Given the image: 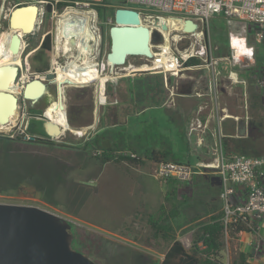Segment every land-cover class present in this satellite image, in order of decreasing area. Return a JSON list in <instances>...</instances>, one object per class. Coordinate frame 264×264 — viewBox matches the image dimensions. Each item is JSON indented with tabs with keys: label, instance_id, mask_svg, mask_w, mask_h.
Here are the masks:
<instances>
[{
	"label": "rangeland",
	"instance_id": "1",
	"mask_svg": "<svg viewBox=\"0 0 264 264\" xmlns=\"http://www.w3.org/2000/svg\"><path fill=\"white\" fill-rule=\"evenodd\" d=\"M17 1L0 0V40L5 38L9 43L11 41L10 27L5 15L19 4ZM63 1L66 5L61 9L53 7L55 10L51 13H58L54 18L52 14L48 15L46 3L43 1L41 4L36 28L23 36L22 62L15 64L19 67L15 82L21 85L24 75L28 74L27 76L32 77L40 73L34 70L33 64L43 61L42 55L38 53L45 36L51 33L53 35L52 49L45 56L49 62V69L46 72H49L53 67L54 55H58L55 49L56 22L67 9L88 10L95 12L97 25L100 28V32L97 33L99 40L96 41L92 57L96 55L93 59L100 63V72L110 75V80L105 85L106 89L104 88L106 93L100 99L101 88L98 81L64 84L62 88L59 82H49L48 90L43 98H40L36 104L30 105L32 101L23 98L22 88L18 85L20 91L16 94L20 101L14 122L9 126L11 130H0L2 137H0V202L40 205L69 219L72 225L73 247L100 264H153L151 261L159 264L165 257L169 243H166L168 238L165 239L163 235L155 233L150 222L151 217L158 219L162 216V209L165 207V212L169 217L167 219L163 217V220L172 225L176 238L182 241L187 249H192L194 231L198 225L209 219V212L213 210H216L217 214L222 212L219 188L212 182L209 175H196L187 183L157 179L153 175L155 170L153 161L141 168L143 175H129V171L125 168L126 164L121 161L103 163L97 158L102 149H98L99 147L95 145L98 141L96 135L93 136L96 125L97 127L103 125L110 127L108 128L110 132L120 136L127 131L134 130V127L139 128L143 118L150 120L151 114L159 120L161 128L166 130V132L163 130L161 132L166 135H168L167 132H172V126L174 128L176 126L177 131L175 128L174 134H171L174 137L170 135L169 139L178 157L183 160L186 154L184 150L187 148L190 159L194 160L198 156L204 160L198 162H213L223 150L220 142L225 134V128L222 130L221 125L222 117L228 114L227 117H231L236 122L238 134L239 123L249 122L250 104L249 107L246 104L241 106L242 97H245L244 92L238 88V96L230 98L226 90H232L233 85H245L243 82H237L230 75L234 74L237 80H244L242 75L246 76L245 74L255 78V68L264 66V44H261L264 43V37L262 42H259L257 36L261 32L264 35V27L245 20H234L228 23L224 16H214L207 25L206 39L209 46V58L218 61L215 67L208 66L206 55H203L196 57L201 60L197 68L184 69L178 76H172L169 73L146 74L142 80L137 81L136 85L134 83L132 85L124 80L131 73L130 69L137 73H149L144 72V69H147L144 57L129 56L126 64L114 67L107 61V53L111 46L110 29L115 24L116 9L125 6L124 0ZM24 2L28 1L22 0L20 3ZM100 2L101 5H108L112 8L106 20L99 17L94 7ZM231 36L232 39L234 37L245 38V42L247 39L249 46L254 47V55L244 54L245 56L241 55L240 60H234L235 49L229 43ZM154 41H164L159 31H154L151 47H154ZM171 42L175 50H185L194 42V38L184 39L179 43L174 40ZM96 46L97 51H95ZM199 47L200 45H197L195 51ZM61 49L64 50V48ZM75 55H78L76 51L66 55L61 54L60 63L68 66L70 61L75 59ZM217 71L220 72L215 78L219 99L213 101L214 110L212 108L211 110L215 114V119L220 118L217 119L220 123L218 121L219 128H216L218 138L212 148L209 143L205 146V140L209 139V131L204 135L199 134V130H192L191 123L194 116L190 120L189 132L186 134L183 131L186 116L179 110V107L166 110L163 102L168 94L164 75L168 76L169 87L177 86L179 87L177 91L193 94L194 90L188 89L192 81H198L203 85L206 79L213 80ZM65 78L67 77L63 76L60 80ZM60 88L64 90V103L70 129L65 128L61 136L49 138L38 133L39 123L32 118L43 117L49 103L58 98ZM129 88H134L137 92L144 94L132 105L127 101V89ZM172 91L167 101L170 107H174L173 104L177 103L175 101L176 90L172 89ZM143 104H149L151 107L147 108L145 116H138L137 108H141ZM223 105H227L228 108H224ZM27 107L29 108L28 113L21 126L23 113L27 111ZM241 110L242 114L246 111L245 115L241 114ZM102 115L104 120L102 118L99 121ZM235 117L239 118L236 120ZM153 122L157 124L156 121ZM114 123L116 126L113 125ZM29 126L37 132L34 136L47 137L57 144L23 142L9 138L20 137V131L23 130L31 134L28 130ZM91 127L92 130L85 135L74 131L82 128L91 129ZM180 132L183 133V140L179 137ZM202 135L205 136L204 141L199 143L198 138ZM86 138H88L87 141ZM63 142L67 145H61ZM105 142L102 146H112L111 142ZM159 145L163 146L162 143ZM199 145L203 146L198 147ZM254 145L256 148V144ZM237 152L245 153V150H237ZM51 160L57 161V164ZM172 192L174 194L171 199L176 206L166 201L168 193ZM172 210L177 213L172 215ZM118 228H120V234L111 233ZM228 232L229 240L227 235L226 240L230 241L231 231ZM151 258L152 260L149 261L148 259Z\"/></svg>",
	"mask_w": 264,
	"mask_h": 264
},
{
	"label": "built area",
	"instance_id": "2",
	"mask_svg": "<svg viewBox=\"0 0 264 264\" xmlns=\"http://www.w3.org/2000/svg\"><path fill=\"white\" fill-rule=\"evenodd\" d=\"M124 7L137 9L141 14L142 21L146 22V25L151 27L153 31H159L164 37L163 42H153V57L144 56L146 60L145 65L148 68L145 69V71L164 74L169 73L172 76H178L184 69L199 67L200 65L198 64L187 66L186 63L192 57H202L206 55L208 66L215 67L218 63L217 59L209 58V46L206 39L208 33L207 25L212 17L224 16L228 23H232L234 20H245L256 23L260 27H264V0H126ZM54 10L55 9H53V11ZM51 14L54 18L58 13ZM170 17H181L184 20L191 18L198 23L199 29L196 32H184L183 24L180 28L173 30L172 38L176 43L184 39L189 40L194 38V42L187 46L185 50H175L172 42L168 52L161 47L167 40L161 25L166 23L163 19H169ZM95 18V32L97 34L100 32V28L97 25V16H95ZM156 18L159 19L161 23L160 26L154 25ZM58 21L56 22V32ZM257 36L258 41L262 42L264 37L262 32L258 33ZM203 40L205 42L202 43ZM229 43L230 46L233 47L232 36ZM197 45H200V47L195 51ZM247 45L249 46L248 42ZM97 48L96 46L95 51H97ZM249 48L252 50V54L248 55H254V47L249 46ZM61 50L62 49L58 51L57 56L54 55L53 67L49 71L55 75H57V68L63 66L60 63L61 54L66 55L71 52V50L67 49ZM94 58H96V55ZM233 59L240 60L241 58L233 56ZM97 63L100 64L99 62ZM45 73H38L35 75H41L46 78ZM219 73L218 71L215 73L210 83V89L215 93V96L217 92L215 78L216 74ZM230 77L234 78L237 82H243L245 84V80H237L233 74L230 75ZM24 84L25 82L22 80V89ZM257 85L264 91V77L257 80ZM105 93V90H100V99L105 96ZM196 94L199 97L204 96L202 92H197ZM201 111L202 108L200 107L197 111V115L192 120V130L205 127L200 117ZM26 113L27 111L23 113V120L21 121L22 123H20L21 126L25 120ZM225 116L227 115H224L223 118H225ZM238 118L239 117H235L236 120ZM9 125H11V123ZM21 126L18 127L21 128ZM20 133L25 134V139L27 140L35 138L34 135L26 133L24 130L20 131ZM220 142L222 149V140H220ZM124 154L134 158L139 157L138 154L134 152L126 151ZM153 175L157 179H176L184 183L190 182L196 175L220 176V197L223 202L224 212L222 221L225 225L226 234L232 224L244 223L254 227L255 222L264 219V156L253 157L242 153H233L226 156L222 150V153L218 154L213 162H197L193 164L163 160L155 163ZM198 245L202 249L205 248V244L202 241H200Z\"/></svg>",
	"mask_w": 264,
	"mask_h": 264
},
{
	"label": "water",
	"instance_id": "3",
	"mask_svg": "<svg viewBox=\"0 0 264 264\" xmlns=\"http://www.w3.org/2000/svg\"><path fill=\"white\" fill-rule=\"evenodd\" d=\"M42 3L43 1L39 0L15 5L5 15V18H8L9 27L13 28L14 18L18 12L25 8H32L33 10L37 9L32 16L35 22L32 28L34 30ZM174 18L183 22L184 32H196L199 29L198 23L191 18L185 20L181 17ZM114 19L115 24L110 29L111 47L107 54V61L113 63L112 67L126 64L129 56L153 57L150 44L154 31L148 25L143 24L141 14L137 9L119 7L116 9ZM160 24L159 19L156 18L154 25L160 26ZM161 27L164 30L169 29L167 23H163ZM24 28V26L13 28L15 32L11 38L10 50L14 54L19 52L22 54L23 36L32 31L25 32ZM76 42V37L70 38L71 47H75ZM6 67H11L12 71H14L13 68L19 69L14 65ZM45 77L46 80L54 81L56 75L46 72ZM6 82L0 79V87H5ZM34 83H40L44 94L48 90L47 81L36 78L31 80L21 93L24 99H28L32 103H36L40 99L28 98L27 89ZM64 83L72 84V81L66 80ZM60 84V87H63L62 83ZM63 92L64 90H59L58 98L61 101L64 98ZM7 97L12 99L14 107L11 106L12 108L4 113L0 111V119L3 123L10 124V115L14 110L17 111L19 106V96L16 93L0 90V100ZM32 120L46 124L48 132L38 126L40 135L55 138L63 134V127L47 119L45 113L43 117H33ZM246 132L247 122L241 121L239 134L243 136ZM210 179L215 185L220 186V176L213 175ZM71 227L69 219L40 205L0 202V264H100L89 255L79 252L73 247Z\"/></svg>",
	"mask_w": 264,
	"mask_h": 264
},
{
	"label": "trees",
	"instance_id": "4",
	"mask_svg": "<svg viewBox=\"0 0 264 264\" xmlns=\"http://www.w3.org/2000/svg\"><path fill=\"white\" fill-rule=\"evenodd\" d=\"M22 0H18L17 3H20ZM24 1H39V0H24ZM46 3L48 15L53 11V7L56 6L58 9H61L66 2L63 0H42ZM73 1V0H72ZM126 0H124L125 3ZM57 2V3H56ZM98 3L94 5L98 11L99 17L103 20H106L108 13L112 8L108 5H101ZM53 35L48 33L43 42L41 49L38 54L42 55L43 61H40L38 64L34 63L33 68L35 71L40 73L46 72L49 69V62L47 60L46 53L52 49ZM200 59L192 57L186 64L187 66L199 64ZM256 72L254 74L255 78H251L245 74L246 78L249 80V90H250V108H249V134L246 138H235L233 135L237 133V124L234 120L229 119L232 122V127L225 129V136L222 138V147L223 153L226 156H229L233 153H240L237 150H245V153L249 156L260 157L264 156V91L260 88L256 89L255 85L257 84V79L264 77V66L261 68H255ZM254 70V71H255ZM252 71V69H251ZM148 72V71H144ZM259 74V75H258ZM259 87V86H258ZM81 108V107H79ZM72 119V118H71ZM72 123V120H71ZM74 125V123H73ZM29 132L32 135H35L37 132L28 127ZM150 135L154 136L157 142L162 143L163 146L157 148L151 147L145 149L143 152H140L137 149H120L114 147H104L101 150V153L98 155V160L103 163L121 161L127 162L130 164H140L143 163L146 159L153 162H160L163 160H173L176 162H191V159H181L179 155L174 152L172 147L171 140L169 136L162 133L159 129V126L155 123L149 125L145 131ZM232 135V136H230ZM12 140H22L23 142L31 143H48L55 145V141L44 138L40 136H35L32 140L25 139V134H20V137L11 138ZM256 144V148L255 145ZM61 145H67L63 142ZM254 146V147H253ZM134 152L138 154V158L131 157L130 155H125L124 152ZM64 174V173H63ZM209 178L211 176L209 175ZM168 181H175L176 179H167ZM177 181V180H176ZM174 194L168 193L166 201L172 206H176L175 202L171 199V196ZM165 207L162 209V216L158 219H155L154 216L151 217L150 222L154 228L156 234L163 235L165 239L168 238L166 243L168 244V249L166 250L165 257L163 261L159 264H221L220 254L226 248V230L225 225L222 221L224 212L222 210L219 214L212 215L207 221L202 222L198 225L197 229L194 231V239L192 249H187L182 241L176 238L174 235V229L170 223L165 222L163 217L166 219L169 217L165 212ZM177 212H171L172 215H175ZM243 223H235L231 225V232L234 230H239ZM172 229V232L170 230ZM202 241L205 244V248H200L198 243ZM150 258V257H147ZM149 261L152 260L148 259ZM153 264H158L156 261H151ZM237 264H245L244 254H241Z\"/></svg>",
	"mask_w": 264,
	"mask_h": 264
},
{
	"label": "crops",
	"instance_id": "5",
	"mask_svg": "<svg viewBox=\"0 0 264 264\" xmlns=\"http://www.w3.org/2000/svg\"><path fill=\"white\" fill-rule=\"evenodd\" d=\"M261 44H264L263 42ZM264 47V46H263ZM128 70V69H126ZM130 72L128 77L125 78L124 80H126V82L128 83H133L136 85L137 81L142 80L143 77L146 76V74H151V73H158V72H149V73H137L134 70L130 69ZM133 72V73H132ZM162 74V73H161ZM164 80H165V84H166V91L168 96L165 98L163 105L166 106V110H168V108L172 109V108H176L179 107V110L183 113V115L186 116L185 118V123H184V127H183V131H185V133L187 134L189 132V124H190V120H192L191 118L197 115V111L198 109L201 107L202 111L200 112V117L202 119V122L205 124V127L202 129H197L199 130L198 133L199 134H206L209 131V136H208V140H205V146L208 145V143L210 144V146L213 148L214 144L217 141L218 138V134L216 131V128L218 129V121L217 119H220L219 117L215 119V114L213 113L212 110H214V104L213 101L216 99H219V94L218 92H216V96L215 93H213V91L210 89V83H211V79H206L205 82L203 83V85H201L200 82L198 81H192L191 86H188V89L190 91L194 90L193 94H190V92H179L177 90H179V87L177 86H171L169 87V79L168 76L164 75ZM235 77V76H234ZM243 79L245 80V85H233L231 88L233 90H229L226 92L228 93V97L230 96V98H232L233 96H238L237 93V89L240 88L241 92H244V96L242 97L243 103L241 104V106H245V104L247 105V107H249L250 104V90H249V80L243 76ZM133 87V86H132ZM147 88V87H146ZM256 89H259L258 85H255ZM172 89L176 90V98L175 95L173 94V98H175V101H177V103H174V107H170L169 104L167 105V101L170 99V94ZM173 92V91H172ZM197 92H202L204 93V96H197ZM127 93H128V102H131L130 104H134V101H138L140 100V96L144 95L142 92H137L134 88L131 89H127ZM225 93V92H223ZM180 101V103H179ZM211 103V104H210ZM141 108H137V115L138 116H145V113L147 112V108L151 107L149 106V104H143L140 106ZM224 108H228L227 105H223ZM212 108V110H211ZM167 112V111H166ZM186 112V113H184ZM242 110H241V114H242ZM245 112L242 115H245ZM167 117L169 118V115L167 114ZM103 118L99 117V121L100 119ZM150 120L148 119H144L141 122V126L139 128H135L134 130L124 133L123 135L117 136L116 134H113L112 132H110L111 130H109L108 128L110 127H97L95 128V132L94 135H96V137L98 138V141L95 142V145L98 146V149H103L104 147H108L107 146H102V144L105 145V141L107 142H111L110 147H114V148H120V149H137L140 152H143L145 149L151 148V147H161V145H159L160 143L157 142L156 138L152 135H150L149 133H146V129L149 125L153 124V121H156L157 125L159 126L160 131L163 130L160 126L159 120L155 117V116H149ZM229 119H231V117H227L225 116V118L222 117V130L223 128L225 129H229L232 127V122ZM104 120V118L102 119ZM98 122V121H97ZM175 123V121H173ZM217 125H216V124ZM220 123V121H219ZM114 126H116V123L113 124ZM220 125V124H219ZM176 128V126H175ZM175 128L172 126V132L168 133V136L170 137L171 134H174L175 132ZM186 128V129H185ZM84 129V135L88 134L90 130H92L89 128H82ZM88 129V130H86ZM166 132V130H163ZM177 131V128H176ZM190 132L191 128H190ZM249 132V123H247V134L241 136L238 134V129H237V133L235 135H233L235 138H246L248 136ZM121 136L123 137L121 139ZM172 136V135H171ZM225 136V134H224ZM232 136V135H230ZM174 137V136H172ZM182 140L184 137L183 133L180 132V136H179ZM96 138V139H97ZM118 140H117V139ZM179 138V140H180ZM205 136H199L198 138V142L202 143L204 141ZM197 139V138H196ZM86 141L88 140V138L85 139ZM118 141V142H117ZM105 142V143H104ZM120 142V144H119ZM203 145H199L198 147H201ZM185 156L184 159H190L191 156L189 155L187 148H185ZM197 157V158H196ZM194 160H192L191 162H198V161H204L201 160L200 158H198V156H196ZM49 160V159H48ZM52 161V160H51ZM55 164H57V161H52ZM150 162V160L146 159L143 163L140 164H129L127 162H124V164H126L125 168L127 169V171H129V175H143L141 168L146 165V163ZM189 162V163H191ZM144 172V171H143ZM146 175V174H145ZM216 187L219 188V192L221 194V186L216 185ZM221 200V199H220ZM221 206H222V210H223V203L222 201L220 202ZM217 214L216 210H213L211 212H209V218L214 215ZM255 226L253 227L252 225H248V224H241V228L239 230H234L231 232V235L229 236L230 241H228V234L227 233V244H226V248L221 251L220 254V258H221V263H226V264H237L239 261V257L241 254H244L245 257V264H264V219L261 221H257L254 223ZM231 231V227L229 229ZM113 234H120V228H118L117 230L115 229L113 232H111Z\"/></svg>",
	"mask_w": 264,
	"mask_h": 264
},
{
	"label": "bare ground",
	"instance_id": "6",
	"mask_svg": "<svg viewBox=\"0 0 264 264\" xmlns=\"http://www.w3.org/2000/svg\"><path fill=\"white\" fill-rule=\"evenodd\" d=\"M34 10L32 8H25L22 11L18 12V14H16L14 18L13 28L17 26H24L25 32H29V30H32L34 23H35L33 21L32 16H33V13L37 11V9H34ZM95 16L96 15L94 11H88V10L79 11V10H74V9H67V11L63 15L60 16L61 18L59 19L58 24H57L55 49L59 51L61 48H64L67 50H71V52L76 51L78 55L74 56L75 59L70 61L68 66H59L57 68V72H56L57 75L55 79L56 82L60 81L61 79L60 77H63V76L67 77L60 81V83H63V84H67V83H64L66 80L72 81V84L70 85H73L75 83L83 84V83H89L92 81H98V85H100V88L103 91L106 83L108 82V80H110V75L101 73L99 70L100 65L93 59L94 57H92L93 52H94V47L98 39L97 34L95 32V27H96ZM163 21L168 23L167 25L169 26V29L164 30L167 40L164 44H162L161 47L166 52H168V50L170 49L171 40H173V38L171 37L173 34V30L180 28L183 22L177 20L174 17H170L169 19H163ZM13 28L9 29L11 38H12L13 33L15 32V29ZM32 31H30L29 33H31ZM236 36L243 37L240 35H236ZM71 37L77 38L75 47H71L70 45ZM10 43L8 39L5 40V38H1L0 40V79L7 81L5 87H0V90L12 92V93H19L21 85L15 82L18 69L13 68L14 71H12V69H10L11 67H6V66L13 65V64L14 66H18L15 64L20 63L21 52H19L18 54H14L10 50ZM23 45H24V42H23ZM23 45H22V48H23ZM232 45H233V48L235 49L236 57L241 58V55L252 54V50L247 45V39L245 42V38L234 37L232 39ZM108 63L110 65H113L112 62L108 61ZM61 72L65 75H63ZM27 75L28 74L24 75L22 78V80L25 82L24 87L29 83V80L31 81L34 78L39 79V80H45V78L42 77L41 75H34L33 77H29ZM18 85H20V87ZM27 95H28V98L36 99V100L38 98H43L44 92L41 89L40 83L31 84L27 89ZM64 100L65 98H62V101L59 98H57L53 102H50L49 105L45 109V115L47 119H49L50 121L54 123L61 125L63 127V130L65 128L66 129L68 128L67 110H66ZM13 104L14 103L12 99L9 97L0 100V111L4 113L8 109L12 108L11 106H13ZM16 115H17L16 110H14V112L10 115L11 124L14 122ZM37 123H39V126L43 131L48 132V130L46 129L45 123H42L40 121H37ZM9 126L10 125L3 123V121L0 119V130H4V129L9 130L10 129ZM74 131L80 133V135L84 134L83 129L74 130Z\"/></svg>",
	"mask_w": 264,
	"mask_h": 264
},
{
	"label": "flooded vegetation",
	"instance_id": "7",
	"mask_svg": "<svg viewBox=\"0 0 264 264\" xmlns=\"http://www.w3.org/2000/svg\"><path fill=\"white\" fill-rule=\"evenodd\" d=\"M20 58H21V54H20ZM20 62H22V58L20 59ZM61 79L63 78V77H60ZM47 81V83H49V82H56V81H49V80H46ZM61 81V80H60ZM60 81H57V83L59 82L60 83ZM29 82H30V80H29ZM28 83V82H27ZM18 84V83H17ZM63 84V83H62ZM25 85V84H24ZM22 92V91H21ZM58 95H59V92H58ZM20 101V100H19ZM37 103V102H36ZM35 103V104H36ZM30 105H34V103H30ZM29 108H31V106H29ZM28 107H27V113H28V109H29ZM67 121H68V128H69V120H68V117H67ZM70 129V128H69ZM1 137V136H0ZM2 138V137H1ZM5 138V137H4Z\"/></svg>",
	"mask_w": 264,
	"mask_h": 264
}]
</instances>
